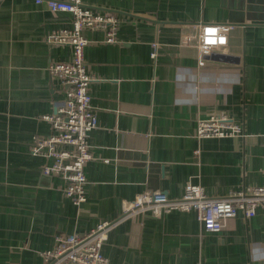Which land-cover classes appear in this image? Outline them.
Returning <instances> with one entry per match:
<instances>
[{"label": "crops", "instance_id": "0c3cea01", "mask_svg": "<svg viewBox=\"0 0 264 264\" xmlns=\"http://www.w3.org/2000/svg\"><path fill=\"white\" fill-rule=\"evenodd\" d=\"M81 1L120 21L113 42L103 29L82 30L97 124L83 168L87 200L76 206L64 179L43 174L44 158L30 150L34 136L52 132L43 116L64 97L48 67L73 56L47 37L71 28L73 16L0 0V264H43L55 233L114 221L146 190L179 198L190 182L223 196L264 184V0ZM205 23L233 25L214 54L233 60L199 65L194 49L179 46L181 32L197 36ZM219 111L242 123L245 140L195 137L197 120ZM101 252L109 264H264V206L218 231H205L194 210H141L110 228Z\"/></svg>", "mask_w": 264, "mask_h": 264}, {"label": "built area", "instance_id": "2783aa9c", "mask_svg": "<svg viewBox=\"0 0 264 264\" xmlns=\"http://www.w3.org/2000/svg\"><path fill=\"white\" fill-rule=\"evenodd\" d=\"M44 2L52 11H67L73 16L71 28H61L47 37L53 45L68 44L72 47L70 61L51 63V76L63 87L64 97L57 103L53 114L44 115L52 125L47 136H34L31 153L44 158L39 167L43 174H58L65 181L64 194L78 206L87 200L84 194L86 177L84 164L91 159L88 133L96 127L97 120L91 108L88 85L94 76L87 72L83 49L87 39L82 30L103 29L105 41L115 40L120 19L98 6L84 4L81 0H36ZM233 25L228 23H205L197 36L181 32L179 46L195 50L199 65L206 64L207 57L217 54L229 41ZM151 56L156 54V44H151ZM196 138L240 137L246 139L242 123L226 111H219L197 120ZM199 150L194 151L198 154ZM51 158L47 163L45 160ZM264 172V170H263ZM257 206H264V184L244 186L223 196L206 194L200 184L186 183L179 198H170L161 190H146L133 200L125 201L122 214L114 221H102L85 233L57 232L53 246L40 252L43 264H109L101 252L108 231L117 222L141 210H150L155 216L171 210H194L205 231H218L228 218L238 212L246 217L254 214Z\"/></svg>", "mask_w": 264, "mask_h": 264}, {"label": "water", "instance_id": "95a60500", "mask_svg": "<svg viewBox=\"0 0 264 264\" xmlns=\"http://www.w3.org/2000/svg\"><path fill=\"white\" fill-rule=\"evenodd\" d=\"M210 58H216L219 60H233V58H231V56H218V55H211Z\"/></svg>", "mask_w": 264, "mask_h": 264}]
</instances>
